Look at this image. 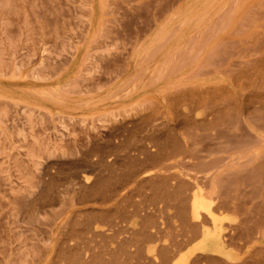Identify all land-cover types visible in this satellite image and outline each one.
<instances>
[{"label": "rangeland", "instance_id": "rangeland-1", "mask_svg": "<svg viewBox=\"0 0 264 264\" xmlns=\"http://www.w3.org/2000/svg\"><path fill=\"white\" fill-rule=\"evenodd\" d=\"M192 181L264 227V0H0V264L182 253Z\"/></svg>", "mask_w": 264, "mask_h": 264}, {"label": "bare ground", "instance_id": "bare-ground-1", "mask_svg": "<svg viewBox=\"0 0 264 264\" xmlns=\"http://www.w3.org/2000/svg\"><path fill=\"white\" fill-rule=\"evenodd\" d=\"M174 149H176V148H174ZM147 159L151 162L153 161L154 163H160L159 162L160 156H158V155L157 156H153V155L150 156L149 155L147 157ZM122 165L124 166L123 163H122ZM93 167H96V166H93ZM151 176H152V171H143V172H140L136 175L130 176V178L128 180L134 179V181H135L136 178L139 180H146L148 178H151ZM111 177H113V176H111ZM198 179H199V177H198ZM203 179H205V178H203ZM203 179H202V183H203ZM104 181L105 180H103V182ZM106 181H107V179H106ZM206 181H207V179H206ZM84 182H86V181H84ZM131 182H132V180H131ZM131 182H128V183H131ZM192 182H194V181H192ZM106 186H107V184H106ZM247 187H249V185ZM123 188H124L123 185L120 184V186H116L114 189H112L111 194L119 195V193L122 190H124V191L127 190L126 187H125V189H123ZM221 189H222V187H221ZM255 189H258V188H255ZM261 189H263V187ZM110 190H111V188H110ZM177 190L179 191L181 196L182 195L186 196L185 197L186 199L183 202L184 203L183 206H178V207H180L179 210H181V212L179 213L180 214L179 216L181 217L180 220L182 219V221H183L182 223L186 226L187 229H190V230L197 229V231L201 234L202 240L200 241L199 245L189 247L187 250H185L182 253H181V247H178L175 245H173L172 247H170V245H168V247L164 246L162 248L151 249V250H149V253L153 254V256H154L152 264H264V232H263L264 227L260 226V227H254V228H252V227L246 228L244 231H242V234L239 236L238 230L240 228L235 227V225H233V224H230V225L225 224V218H223V214H221L220 211L228 203L224 204V202L220 203L218 201L216 194H219V193L216 192V188L208 187L206 185H202L198 181H195L194 187H190V185L188 186V183L187 184L183 183V184H180V187H178ZM258 192H259V190L257 191V193H255V195L257 194L256 195L257 197L259 195ZM188 193H190V194H188ZM224 194H223V196H224ZM219 196L221 199L222 195H219ZM167 197L169 198L168 195H167ZM170 198H172V197H170ZM252 199H253V197H252ZM231 205H233V203ZM239 205H240V203H239ZM239 205L237 204V206H239ZM167 206H170V205H167ZM225 207L227 208V206H225ZM175 208H176V206H175ZM258 211H260V210H258ZM261 212H264V211H261ZM185 213H187V214H185ZM248 217L249 216H247L246 218L251 219L250 217L249 218ZM257 217H258V215H257ZM259 219H260V222H264V221H261V219H263L262 215H261V218H259ZM252 220L254 221L253 215H252ZM253 221L251 223H253ZM245 222H246V220H245ZM245 222H244V224H245ZM247 222H250V220ZM255 223H256V221H255ZM115 226H116V224H115ZM245 226H247V225H245ZM196 235L194 234V235H192V237L191 236L188 237V242H185L184 246L188 247L189 244L192 242L193 238L195 239L198 236V235L197 236ZM106 238H105V240H106ZM180 243H182V242H180ZM107 247H109V246L107 245ZM174 247H176V250H174ZM231 247L236 248V249H234L236 251L246 250V252H243L242 254H241V252H240V254H234L232 251H230ZM129 253H131V252H129ZM202 253H204V254L205 253H211V254L208 255L207 260H205L204 257L200 256V255H203ZM79 254H81V253H79ZM113 254H114V260H115L116 257L121 256L122 254H124V252H123L122 248L117 247L114 249ZM222 258L224 260H222ZM111 260H112V258H111ZM76 264H77V262H76Z\"/></svg>", "mask_w": 264, "mask_h": 264}]
</instances>
